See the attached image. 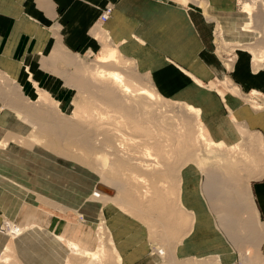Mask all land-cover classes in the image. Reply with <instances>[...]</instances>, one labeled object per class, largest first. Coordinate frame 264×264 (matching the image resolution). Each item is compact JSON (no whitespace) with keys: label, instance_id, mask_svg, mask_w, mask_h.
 I'll list each match as a JSON object with an SVG mask.
<instances>
[{"label":"bare ground","instance_id":"6f19581e","mask_svg":"<svg viewBox=\"0 0 264 264\" xmlns=\"http://www.w3.org/2000/svg\"><path fill=\"white\" fill-rule=\"evenodd\" d=\"M164 1L216 21V43L233 56L223 59L228 71L239 52L251 56L252 74L264 72V0H246L242 18L228 15L234 44L208 0ZM102 24L92 32L97 59L72 53L60 36L43 59L74 91L67 112L37 82L33 99L0 70V264H223L229 248L236 264H264L251 189L264 177V133L236 105L264 119V92L244 94L213 65L208 85L193 77L201 100L171 99ZM60 62L74 71H59ZM195 168L214 218L207 254L192 248L201 220L185 203Z\"/></svg>","mask_w":264,"mask_h":264},{"label":"crops","instance_id":"0c3cea01","mask_svg":"<svg viewBox=\"0 0 264 264\" xmlns=\"http://www.w3.org/2000/svg\"><path fill=\"white\" fill-rule=\"evenodd\" d=\"M210 1L220 12L238 10V0ZM107 6H113V12L102 27L110 41L124 55L135 59L142 72L152 75L158 89L169 98L201 100V91H206L196 87L193 77L206 85L215 77L212 66L221 65L214 49V26L198 11L172 1L0 0V68L17 78L28 94L35 92L33 80L43 88L52 89L55 80L43 66L45 55L51 52L59 36L69 51L101 52L102 44L92 32L100 24L101 13ZM248 59V55H240L231 77L244 92L262 90L264 72L255 77ZM54 91L57 98L67 102L69 90ZM236 105L238 118L248 117L253 129L264 133V119L249 115L250 110L241 103ZM186 179L190 192H185V203L201 220L191 245L197 253L207 254L212 241L209 231L214 222L213 213L201 192L203 180L198 170L192 169ZM252 192L259 220L264 225V177L254 182ZM222 240L224 246L231 247L225 237ZM261 252L264 255V243ZM223 257V264L237 262V254L231 248Z\"/></svg>","mask_w":264,"mask_h":264},{"label":"rangeland","instance_id":"374dc122","mask_svg":"<svg viewBox=\"0 0 264 264\" xmlns=\"http://www.w3.org/2000/svg\"><path fill=\"white\" fill-rule=\"evenodd\" d=\"M198 1H200L201 3H203L204 1H206V0H198ZM210 3H211V1L210 0H208ZM238 2V10H229V11H224V12H220V11H218V10H216V14L214 15V16H218V18L220 19V20H222V24H223V28H224V37L229 41V42H231V43H233L234 44V42H237V40H238V36H237V34L235 33V31H234V29H233V26H232V23H231V21H229L228 19H227V17H228V15L229 14H231V13H233V15H234V18H235V16L237 15L238 17H240V18H242L243 16H244V12H243V7H244V4L246 3V0H238L237 1ZM212 4V3H211ZM111 7H113V6H111ZM184 7V6H183ZM185 8H188V7H185ZM189 9H194V10H197V9H195V8H189ZM198 11V10H197ZM205 17V16H204ZM206 19V18H205ZM206 21H208V20H206ZM209 23H212L213 24V26H214V30H213V35H214V49H215V53H216V56H217V58H218V60H219V62L221 63V65H219L220 67H222V69L224 70V72H225V74L227 75V76H229L231 79H232V77H231V74H232V72L231 71H228L227 69H226V67H225V63H224V61H223V59L224 60H230L233 56H229V55H227L226 54V52H224V50H222V49H220V47L218 46V44L216 43L217 41H216V35H215V31H216V29H217V23H216V21H214V20H211V21H208ZM100 23H102L101 21H100ZM56 44V41L54 42V44L52 45L53 47L51 48V52L49 53V54H46L45 55V57L47 58V57H49L50 55H51V53L53 52V49L55 48V45ZM72 52V51H71ZM72 53H74V54H78V53H75V52H72ZM82 54V53H81ZM102 54V52H93V53H83L82 55L85 57V60L87 61V62H91V60H95V59H97V57L99 56V55H101ZM240 55H246V54H241V53H239V52H237V53H235V56H237L238 58H237V62H236V64H235V67L237 66V64H238V62H239V57H240ZM250 58H251V56H249ZM248 59L249 60V63H250V60L251 59ZM64 65V68L62 67V64ZM59 64H61V67H57L58 69H60L59 71H61V70H63V71H70V72H73L74 71V69L72 68V67H67V65L65 64V63H63V62H60ZM59 64H58V66H59ZM250 67H251V63H250ZM47 69V68H46ZM49 69L50 68H48L47 70L49 71ZM66 69V70H65ZM69 69V70H68ZM0 70H2L1 68H0ZM236 70V69H235ZM3 72H6L8 75H10L11 76V78L12 79H14V80H16L18 83H20L18 80H17V78H14L13 77V75L10 73V72H8V71H4V70H2ZM50 71H51V69H50ZM49 71V72H50ZM51 74H52V77H54V80H55V82H54V86H53V88L51 89L50 88V90L49 89H47V90H49V92L54 96V98H56V99H58V100H61V99H59V98H57L56 96H55V89H59V88H64V89H66V85H65V81H64V79H65V76H64V79L63 78H61V77H59V76H56L54 73H52V72H50ZM262 74V73H261ZM260 74V75H261ZM259 75V76H260ZM259 76H255V77H259ZM212 79H216L215 77L214 78H212ZM34 81V80H33ZM34 82H36V81H34ZM23 87H24V85L22 84V83H20ZM205 85V84H204ZM206 85H208V83L206 84ZM205 85V86H206ZM239 87V86H238ZM43 88V87H42ZM240 88V87H239ZM43 89H46V88H43ZM242 90V89H241ZM258 91V92H264V89H262V90H256V89H253V90H249V91H247V92H244L243 91V93L244 94H246V95H250V93H252V91ZM34 91H35V89H34ZM36 91L34 92V93H32V94H28L31 98H33V99H35L36 98ZM212 93L217 97V99L219 98V99H221V97H218V93L216 92H214V91H212ZM67 95V97H68V100H67V102H64L65 103V106H64V108H63V110L65 111V112H67V110H68V108H69V106H70V104H71V102L73 101V98H74V91H73V89H69V91H68V93L66 94ZM220 96V95H219ZM254 182L255 181H252L251 182V189H252V185L254 184ZM253 199H254V196H253ZM254 203H257V201L255 202V200H254ZM256 205V204H255ZM260 221V220H259ZM261 222V221H260ZM262 224V223H261ZM262 226H264L263 224H262ZM262 253V252H261ZM264 256V255H263Z\"/></svg>","mask_w":264,"mask_h":264},{"label":"built area","instance_id":"2783aa9c","mask_svg":"<svg viewBox=\"0 0 264 264\" xmlns=\"http://www.w3.org/2000/svg\"><path fill=\"white\" fill-rule=\"evenodd\" d=\"M112 12H113V7L107 6L101 13L100 21L106 22L112 15Z\"/></svg>","mask_w":264,"mask_h":264}]
</instances>
